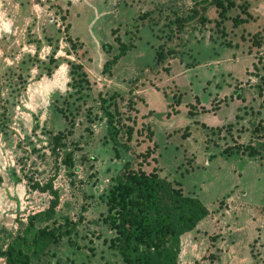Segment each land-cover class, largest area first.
<instances>
[{"label":"rangeland","instance_id":"rangeland-1","mask_svg":"<svg viewBox=\"0 0 264 264\" xmlns=\"http://www.w3.org/2000/svg\"><path fill=\"white\" fill-rule=\"evenodd\" d=\"M213 1L0 0V247L31 264H124L109 196L155 149L151 168L212 212L179 263L264 264V0ZM49 183L56 215L31 226ZM43 230L58 241L40 250Z\"/></svg>","mask_w":264,"mask_h":264},{"label":"trees","instance_id":"trees-1","mask_svg":"<svg viewBox=\"0 0 264 264\" xmlns=\"http://www.w3.org/2000/svg\"><path fill=\"white\" fill-rule=\"evenodd\" d=\"M212 5L225 9L234 7L235 2L214 0ZM242 22V19H236V24ZM134 48L133 42L123 44L118 54L105 64L104 73H111L114 66ZM104 50L110 52L111 46L104 45ZM163 58L164 54L159 52L158 60ZM102 102L105 104L106 99ZM127 104L129 110H133L134 101L130 99ZM106 113L109 128H116V116L110 110ZM61 136L59 133L53 139L55 150L62 146ZM245 150L251 157L258 154L253 147L247 146ZM154 153L155 149H148L138 156L140 161L137 164L128 162L109 196L106 222L115 232L111 247L118 252L124 264H180L182 237L193 232L212 214L201 199L185 195L181 188L161 177L158 167L151 168ZM64 164L73 166L71 153L66 156ZM144 165L150 167L149 171L143 169ZM39 188L42 192H50L53 199L47 211L31 217V226L40 217L53 218L59 205V193L53 183ZM49 240L55 243L58 238L54 232L43 230L34 242L36 247L44 250ZM0 258L5 259L6 264H31L29 255L17 244L6 249L0 247Z\"/></svg>","mask_w":264,"mask_h":264},{"label":"crops","instance_id":"crops-1","mask_svg":"<svg viewBox=\"0 0 264 264\" xmlns=\"http://www.w3.org/2000/svg\"><path fill=\"white\" fill-rule=\"evenodd\" d=\"M203 222V221H202ZM193 232H190V233H188V234H192ZM188 234H186V235H184V237L185 236H187ZM184 237H182V247H183V249H184ZM182 253H183V251H182ZM227 256V255H226ZM229 256H231V255H229ZM223 257L225 258V256L223 255ZM228 257V256H227ZM224 258H222V253H220V257L218 258V260L214 263V264H217V262L218 263H221V261H223L224 260ZM233 258V257H232ZM227 260H229V259H227ZM230 260H231V257H230ZM233 260V259H232Z\"/></svg>","mask_w":264,"mask_h":264}]
</instances>
